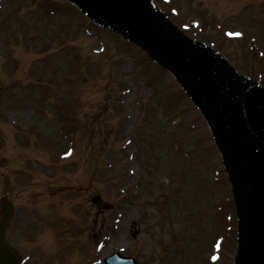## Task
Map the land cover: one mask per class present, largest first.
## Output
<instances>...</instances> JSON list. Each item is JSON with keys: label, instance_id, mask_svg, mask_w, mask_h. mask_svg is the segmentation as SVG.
<instances>
[{"label": "rangeland", "instance_id": "obj_1", "mask_svg": "<svg viewBox=\"0 0 264 264\" xmlns=\"http://www.w3.org/2000/svg\"><path fill=\"white\" fill-rule=\"evenodd\" d=\"M150 1L264 90V0ZM226 163L202 110L133 40L69 0H0V199L16 205L21 264H240Z\"/></svg>", "mask_w": 264, "mask_h": 264}, {"label": "water", "instance_id": "obj_2", "mask_svg": "<svg viewBox=\"0 0 264 264\" xmlns=\"http://www.w3.org/2000/svg\"><path fill=\"white\" fill-rule=\"evenodd\" d=\"M166 63L210 120L227 157L241 219L240 264H264V102L213 55L191 43L147 0H74ZM99 198H94L98 201ZM13 202L1 200V264H19L5 233ZM106 264H136L114 254Z\"/></svg>", "mask_w": 264, "mask_h": 264}, {"label": "bare ground", "instance_id": "obj_3", "mask_svg": "<svg viewBox=\"0 0 264 264\" xmlns=\"http://www.w3.org/2000/svg\"><path fill=\"white\" fill-rule=\"evenodd\" d=\"M152 5L154 6V4L152 3ZM160 13H162L156 6H154Z\"/></svg>", "mask_w": 264, "mask_h": 264}, {"label": "snow or ice", "instance_id": "obj_4", "mask_svg": "<svg viewBox=\"0 0 264 264\" xmlns=\"http://www.w3.org/2000/svg\"><path fill=\"white\" fill-rule=\"evenodd\" d=\"M236 35H240L239 33H237Z\"/></svg>", "mask_w": 264, "mask_h": 264}]
</instances>
